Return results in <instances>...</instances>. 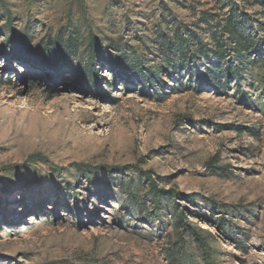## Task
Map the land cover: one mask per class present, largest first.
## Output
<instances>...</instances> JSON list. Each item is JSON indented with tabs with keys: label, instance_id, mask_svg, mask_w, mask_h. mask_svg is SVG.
Listing matches in <instances>:
<instances>
[{
	"label": "rangeland",
	"instance_id": "1",
	"mask_svg": "<svg viewBox=\"0 0 264 264\" xmlns=\"http://www.w3.org/2000/svg\"><path fill=\"white\" fill-rule=\"evenodd\" d=\"M229 18L254 50L221 92L210 55L176 74L164 42ZM0 264H264V2L0 0Z\"/></svg>",
	"mask_w": 264,
	"mask_h": 264
},
{
	"label": "trees",
	"instance_id": "2",
	"mask_svg": "<svg viewBox=\"0 0 264 264\" xmlns=\"http://www.w3.org/2000/svg\"><path fill=\"white\" fill-rule=\"evenodd\" d=\"M259 4H263V0H257ZM224 34H225V41L224 38L216 39L213 37L209 43V46L207 44L199 43L196 49L190 48V42L192 39V35L187 33V35L181 33V31L177 30L175 32V36L173 38L172 42H164L165 48L163 50H169L172 53H177L178 58L176 57V61L173 63V71L177 73H183L184 71H191L190 68H188L189 62H194L198 60V58L210 55L213 60L217 61L218 68L217 70L219 73L217 74L215 72L216 69H214L212 66H207V68H204V73L202 77H198L200 80V84H204L207 86H210L215 92L220 93L221 92V86H222V78L225 73H228L229 75H232V66H230L227 70H221V62L225 59L226 53L229 51H232L234 55L236 56H244L245 54H249L254 50V41L251 38V36L246 32V29L243 27V25H238L237 22H235L232 18H229L226 23L223 26ZM229 46H228V45ZM228 48L227 47H230ZM209 47V48H208ZM53 57L59 56L61 53H64L62 48L56 43L52 47ZM96 56L95 51H91V58L90 62L94 64L95 62H102L104 61L107 65L112 66L113 68L118 69L119 67L123 66V62H121V59H119L116 56H106L105 58L102 57V54L99 53V55ZM35 61L36 58H35ZM43 63V64H40ZM47 62L40 61L35 62L33 64L35 67L43 69L46 68ZM154 67L150 68H142V66H133L126 68L124 73L128 74L129 76H133L140 87L151 89L154 87V84L159 81L161 72ZM168 69V68H164ZM191 73V72H190ZM206 77V79H205ZM128 78V77H126ZM147 180L149 181V185L151 189L154 191L153 196V203H158L163 196H168L169 199H171V196L173 195L170 191H163L158 190L154 181L151 180L150 177H147ZM190 198L188 196L185 197V200H189ZM181 220H186L185 216L181 214L180 216Z\"/></svg>",
	"mask_w": 264,
	"mask_h": 264
}]
</instances>
